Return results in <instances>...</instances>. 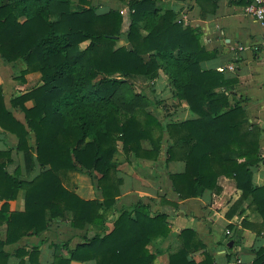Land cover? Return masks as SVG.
Returning a JSON list of instances; mask_svg holds the SVG:
<instances>
[{
	"label": "trees",
	"instance_id": "trees-1",
	"mask_svg": "<svg viewBox=\"0 0 264 264\" xmlns=\"http://www.w3.org/2000/svg\"><path fill=\"white\" fill-rule=\"evenodd\" d=\"M115 2L100 12L91 0H0V58L8 64L23 60V81L30 73L41 74V85L14 98L12 109L0 86V129L18 139L15 148L0 151V264L12 258L41 264L44 241L22 242L65 221L75 229L104 232L74 248L55 244L68 256L56 255L50 264H154L147 246L170 233L168 214L140 201L133 210L119 211L113 228L106 226L122 194L115 161L120 148L128 159L156 161L167 142L166 164H186L184 173L169 174L178 200L201 198L206 191L220 194L219 179H234L242 196L227 217L241 216L239 208L251 198L264 228V187L253 185L254 168L263 161L261 131L249 123L244 101H233L229 88L235 81L203 68L216 53L201 44L199 29L162 0ZM125 8L130 26L124 37ZM122 38L126 45L118 47ZM160 72L177 101L188 104L192 119L166 123L150 110L155 103L137 84L155 81ZM28 102L34 106L26 107ZM13 110L24 113L25 123ZM13 151L23 154L26 176L19 167L9 171ZM70 172L90 176L101 197L85 200L68 189L64 180ZM21 192L24 209L11 211ZM180 236L183 244L170 255V264H214L207 253L201 263L190 261L191 252L204 244L189 246L185 237L194 238L192 230ZM253 264H264V249Z\"/></svg>",
	"mask_w": 264,
	"mask_h": 264
},
{
	"label": "crops",
	"instance_id": "crops-1",
	"mask_svg": "<svg viewBox=\"0 0 264 264\" xmlns=\"http://www.w3.org/2000/svg\"><path fill=\"white\" fill-rule=\"evenodd\" d=\"M253 0H162V6L172 9L178 18L186 25L199 29L202 35L201 44L208 52H215L216 56L203 63V68L216 70L228 66L235 67L234 73H227L228 80L235 81L229 88L233 101L242 99L247 109L249 123L257 126L261 131L260 147L263 161L254 168L253 185L264 187V43L262 40V23L246 14L247 6ZM112 4V3H110ZM113 6H117L116 2ZM27 68L23 60L15 63H5L0 58V86L3 87L5 103L11 108V101L35 86L41 85L40 73H30L21 78V73ZM168 77L162 73L153 83L156 95L167 107L165 111L160 106H152L154 112L163 122H184L194 117L186 102H178L172 87L160 89V81L165 83ZM148 96L153 94L146 92ZM151 98V97H150ZM152 99V98H151ZM153 100V99H152ZM34 102H28L31 108ZM15 117L25 123V115L21 111L13 110ZM18 139L15 135L0 129V151L15 148ZM145 149H150L148 141L143 142ZM168 143L163 145L160 156L156 161L146 159H128L119 149L115 155L118 163V176L122 179L121 196L117 200L115 211L109 212L107 228H113L112 219H117L119 211H127L140 202L145 201L153 205L154 212L168 214L170 233L150 243L147 248L155 256L154 264H170V255L183 244L181 233L192 230L196 236L189 238V246H196L198 241L204 248L195 250L189 255L190 261L201 263L204 253L214 260V264H253L257 259V252L264 249L263 218L251 205L252 199L243 202L232 219L227 217L230 209L240 200L242 191L236 186L232 178L221 177L220 194L206 191L201 198L178 200L172 188L169 174H182L186 164L183 160L166 164ZM14 163L9 171L21 168L26 176L24 156L13 151ZM65 186L75 191L85 200L101 197L95 189L92 178L80 172H70L64 180ZM177 204V207L174 206ZM25 207V192H21L16 201L10 203L11 211H22ZM230 234H227V232ZM104 231L98 227H88L80 230L72 228L69 221L54 223L50 230L41 237H31L22 242L23 245L38 244L41 247V264H50L56 255L68 256L64 249H57L54 245H66L74 248L86 237ZM193 240V241H192ZM233 243V244H232ZM10 264H19L16 258ZM87 264H94L89 262Z\"/></svg>",
	"mask_w": 264,
	"mask_h": 264
},
{
	"label": "rangeland",
	"instance_id": "rangeland-1",
	"mask_svg": "<svg viewBox=\"0 0 264 264\" xmlns=\"http://www.w3.org/2000/svg\"><path fill=\"white\" fill-rule=\"evenodd\" d=\"M92 2V5L95 6V7H98V10L100 12H105V11H108L111 7H115L113 6V4L115 3V0H91ZM112 3V4H110ZM117 5V3H116ZM122 13L124 15V26H123V31L124 32V37H125V34L127 33L126 31H128L129 29V26H130V18H129V10L127 8L123 9L122 10ZM126 45V41L124 38H122V40L118 43V47L119 46H124ZM85 47H87V44H83L82 45V49H84ZM163 72H160V76L159 78L161 77ZM155 81H151V82H143V81H139V83L137 84L138 88L141 90V91H145V92H149L151 94H153L152 96L150 95V97L153 99L155 105L157 106H164V102H163V98H161L162 100H159L158 97H160L159 95H156L154 88V83ZM161 84L158 86L160 89H166L168 88V86L170 87V84H169V81L167 82V80L165 81V83H163L162 81H160ZM163 110L165 111V109L167 107H162Z\"/></svg>",
	"mask_w": 264,
	"mask_h": 264
},
{
	"label": "built area",
	"instance_id": "built-area-1",
	"mask_svg": "<svg viewBox=\"0 0 264 264\" xmlns=\"http://www.w3.org/2000/svg\"><path fill=\"white\" fill-rule=\"evenodd\" d=\"M246 14L250 15L257 19L260 23H262L263 31H262V40L264 43V0H253L246 8ZM236 71L235 67L228 66L225 68H220V73H234ZM227 234H230L228 231Z\"/></svg>",
	"mask_w": 264,
	"mask_h": 264
},
{
	"label": "water",
	"instance_id": "water-1",
	"mask_svg": "<svg viewBox=\"0 0 264 264\" xmlns=\"http://www.w3.org/2000/svg\"><path fill=\"white\" fill-rule=\"evenodd\" d=\"M233 244V243H232Z\"/></svg>",
	"mask_w": 264,
	"mask_h": 264
}]
</instances>
